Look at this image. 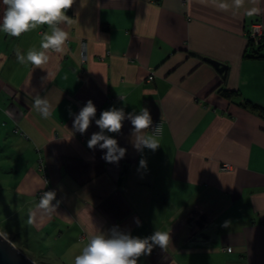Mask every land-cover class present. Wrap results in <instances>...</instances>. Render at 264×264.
<instances>
[{"label":"crops","instance_id":"1","mask_svg":"<svg viewBox=\"0 0 264 264\" xmlns=\"http://www.w3.org/2000/svg\"><path fill=\"white\" fill-rule=\"evenodd\" d=\"M224 2L228 10L218 0H74L71 23L60 25L66 51H50L43 69L20 64L16 51L39 49L46 25L18 38L0 32V110L13 127L2 121L0 204L47 245L46 264H74L90 232L114 225L140 238L170 233L138 264H264V116L221 95L224 72L205 60L224 63L225 87L264 108V55L253 56L248 37L254 22L264 31V0ZM253 6L261 12L246 15ZM5 9L0 0V18ZM36 94L52 105L48 119L32 107ZM88 100L96 119L113 106L147 107L163 121L160 147L138 152L125 120L109 135L126 155L106 162L87 146L94 120L84 134L72 127L70 113ZM48 187L59 201L50 217L36 199Z\"/></svg>","mask_w":264,"mask_h":264},{"label":"clouds","instance_id":"2","mask_svg":"<svg viewBox=\"0 0 264 264\" xmlns=\"http://www.w3.org/2000/svg\"><path fill=\"white\" fill-rule=\"evenodd\" d=\"M6 6L2 18H0V32L11 37H20L22 34L35 30L40 26H47L49 31L41 33L39 49L30 48L26 54L19 49L16 51L17 61L20 64L30 63L34 68L43 69L49 62V52L64 53L69 33L60 25L71 23L66 14L72 8L74 0H2ZM245 0H232V6L240 8ZM255 5L257 0H250ZM217 7L220 10H228L230 5L224 0H218ZM261 9L253 6L246 10V15L259 14ZM32 107L44 118L51 116L52 105L47 98L39 94L33 97ZM97 108L92 100H88L78 114L74 115L73 130L84 134L94 120L99 128L98 132L91 134L87 141L89 149L97 147L104 151L102 159L108 163H119L125 157L127 149L119 146L118 140L109 134H119L123 128L124 121L130 122V136L133 147L138 152L145 148L152 151L160 147L159 137L162 135L160 124L153 126V119L147 107L139 112H125L124 108L110 107L101 112L96 119ZM106 150V151H105ZM141 168L147 167V161L141 159ZM56 199V191H44L40 197L37 209L42 215L51 216L56 213L59 201ZM35 213L29 216V223L33 222ZM135 223L140 226V221L135 218ZM0 236H3L0 233ZM6 239V237H5ZM171 240L170 233L156 230L151 236L140 238L133 236L130 231L120 230L114 225L107 231L96 229L88 234L87 243L75 256L74 264H138L141 256L150 255L153 248L159 246L164 249ZM230 251V249H229Z\"/></svg>","mask_w":264,"mask_h":264},{"label":"rangeland","instance_id":"3","mask_svg":"<svg viewBox=\"0 0 264 264\" xmlns=\"http://www.w3.org/2000/svg\"><path fill=\"white\" fill-rule=\"evenodd\" d=\"M0 117H1L0 118V133L4 132L2 121H5V120L7 121V124H8V127H7L8 131L11 132L13 130L12 124L8 119L3 118L6 116L3 115L1 110H0ZM0 146L3 147L5 146V144L4 145L1 144ZM10 146H11V141L6 142L5 149H7L6 154H8V156H10L11 153H13V149H11ZM13 155L15 156V153ZM1 158H2V154L0 153V165L2 164ZM1 172L2 171L0 170V177L2 174ZM11 180H12L10 183L11 186L8 188L10 190L14 188L13 184L15 183V181H17V179L14 178ZM2 181L3 179L0 178V189H2L1 188ZM8 181L9 180H7V183ZM0 198H1V194H0ZM1 204H0V231L7 238L12 240L20 250H22L25 254L30 256L38 264H46V262H49L51 258H49L46 253L47 245H43L42 243H40L39 240H37L34 230L31 229L28 224H26V220H23V219L18 220L19 217L16 216L15 213H12V211L5 209L3 205Z\"/></svg>","mask_w":264,"mask_h":264},{"label":"water","instance_id":"4","mask_svg":"<svg viewBox=\"0 0 264 264\" xmlns=\"http://www.w3.org/2000/svg\"><path fill=\"white\" fill-rule=\"evenodd\" d=\"M205 60L212 63L221 73L227 69V66L220 61L211 58H205ZM0 233L2 232L0 231ZM5 237L4 234L0 236V264H38L20 250L12 240L7 237L5 239Z\"/></svg>","mask_w":264,"mask_h":264},{"label":"trees","instance_id":"5","mask_svg":"<svg viewBox=\"0 0 264 264\" xmlns=\"http://www.w3.org/2000/svg\"><path fill=\"white\" fill-rule=\"evenodd\" d=\"M249 47H250L249 49H250V51L254 57H261L262 55H264V54H262V52L264 51V36L258 42V44H256L254 41L249 39ZM193 55H196V54H193ZM226 78H227V71H225L222 74V82H221L220 87L218 88L219 93L221 95H223L224 97H227L229 99L237 100V98H238L240 105H242L244 107H248L254 111H257L260 115L264 116V108H262L256 104H253L250 101H246L244 99H241V95L239 92L230 90L227 87H225Z\"/></svg>","mask_w":264,"mask_h":264},{"label":"built area","instance_id":"6","mask_svg":"<svg viewBox=\"0 0 264 264\" xmlns=\"http://www.w3.org/2000/svg\"><path fill=\"white\" fill-rule=\"evenodd\" d=\"M264 36V31H263V25L261 22H254L249 26L248 29V37L249 39H251L252 41H254L256 44H258V42L262 39V37ZM85 50V48H84ZM150 80L154 79L153 74L150 75L149 77ZM156 124H160L161 128L163 129V121L159 120V119H153V126H155ZM232 169V166L229 163H224L222 165V170H226L229 171ZM45 180H48L47 174L45 173L44 175ZM52 190V188L48 187L46 189H43L41 191H39L36 195V199L38 201H40V197L43 194L44 191H49Z\"/></svg>","mask_w":264,"mask_h":264}]
</instances>
